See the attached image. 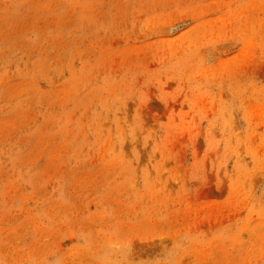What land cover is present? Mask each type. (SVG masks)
Wrapping results in <instances>:
<instances>
[{
    "label": "rangeland",
    "instance_id": "rangeland-1",
    "mask_svg": "<svg viewBox=\"0 0 264 264\" xmlns=\"http://www.w3.org/2000/svg\"><path fill=\"white\" fill-rule=\"evenodd\" d=\"M0 264H264V0H0Z\"/></svg>",
    "mask_w": 264,
    "mask_h": 264
}]
</instances>
